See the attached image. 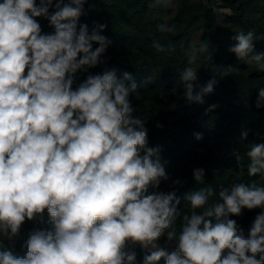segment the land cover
Segmentation results:
<instances>
[{
  "label": "clouds",
  "instance_id": "clouds-1",
  "mask_svg": "<svg viewBox=\"0 0 264 264\" xmlns=\"http://www.w3.org/2000/svg\"><path fill=\"white\" fill-rule=\"evenodd\" d=\"M84 3L56 0L49 15L53 0L0 2V235L18 234L45 210L52 225L30 232L25 256L0 251V264H134L136 254L124 251L127 241L156 249L143 264L161 258L165 264H264V187L242 182L218 194L211 187L187 194L190 211L175 249L159 247L165 234L168 241L176 236L180 200L157 190L168 176L160 149L148 147V129L134 115L129 96L140 99L137 82L112 69L73 88L78 71L102 63L111 43L96 31L89 35L87 25L78 29ZM37 17H46L54 32L42 34ZM253 36L239 32L231 51L264 71V52L249 57ZM195 79L192 68L182 77ZM186 87L191 100L192 84ZM211 90V83L203 89ZM259 96L264 99V88ZM247 156L248 175L264 178V142ZM202 176L203 169L195 170L196 181ZM258 208L246 236L230 217Z\"/></svg>",
  "mask_w": 264,
  "mask_h": 264
},
{
  "label": "trees",
  "instance_id": "trees-1",
  "mask_svg": "<svg viewBox=\"0 0 264 264\" xmlns=\"http://www.w3.org/2000/svg\"><path fill=\"white\" fill-rule=\"evenodd\" d=\"M55 4L53 0L49 15L57 10ZM217 8L228 12L220 18ZM37 22L42 34L54 32L46 17H38ZM79 25H87L89 35L96 31L111 43L99 58L102 63L78 71L73 88L89 74L106 70L115 69L117 78L124 73L133 77L140 94L139 100L135 93L129 96L137 109L134 115L148 129V147L160 149V163L168 176L161 179L157 190L175 193L180 200L176 236L168 241L165 234L157 242L159 246L175 249L186 223L182 216L190 211L185 196L192 191L211 187L218 194L222 187L241 182L264 187L260 174L248 175L251 160L247 156L254 143L264 142V99L259 96L264 71L231 51L237 44L235 36L251 31L254 49L249 57L264 52V0H85L78 29ZM188 68L194 70L196 79L183 81ZM189 83L191 100L186 95ZM210 83L211 92H204ZM245 132L247 137H243ZM197 169H203L200 182L194 179ZM215 200H219L218 195L210 197L209 204ZM260 211L244 209L241 216L230 218L237 220L247 236ZM51 227L47 210L26 220L13 235L20 256L26 255L30 232ZM3 250H8L6 235H0ZM153 251L139 248V264ZM155 264H165L164 258Z\"/></svg>",
  "mask_w": 264,
  "mask_h": 264
},
{
  "label": "built area",
  "instance_id": "built-area-1",
  "mask_svg": "<svg viewBox=\"0 0 264 264\" xmlns=\"http://www.w3.org/2000/svg\"><path fill=\"white\" fill-rule=\"evenodd\" d=\"M1 1L3 2V0H1ZM39 2H40V0H36L37 5L39 4ZM36 20H38V17L36 18ZM9 237H11V238H9ZM7 239H8V250L12 251L14 255L20 256V252L16 249L17 240L15 239V237L13 235L9 234L7 236ZM141 247H143V246H141L138 242L137 243H133L132 241L126 242L125 250L129 254H131L133 252L136 254V260L134 261V264H139L138 258H137V251Z\"/></svg>",
  "mask_w": 264,
  "mask_h": 264
},
{
  "label": "rangeland",
  "instance_id": "rangeland-1",
  "mask_svg": "<svg viewBox=\"0 0 264 264\" xmlns=\"http://www.w3.org/2000/svg\"><path fill=\"white\" fill-rule=\"evenodd\" d=\"M216 12H217L218 16H219L220 18H222L223 15H224V13H227L228 10H227V9H224V8H217V9H216ZM159 247L163 248L162 246H159ZM147 248L153 249V248H151V245H148ZM155 250H156V249H155ZM167 251H168V252H171L170 250H167Z\"/></svg>",
  "mask_w": 264,
  "mask_h": 264
},
{
  "label": "crops",
  "instance_id": "crops-1",
  "mask_svg": "<svg viewBox=\"0 0 264 264\" xmlns=\"http://www.w3.org/2000/svg\"><path fill=\"white\" fill-rule=\"evenodd\" d=\"M152 248V247H151Z\"/></svg>",
  "mask_w": 264,
  "mask_h": 264
}]
</instances>
